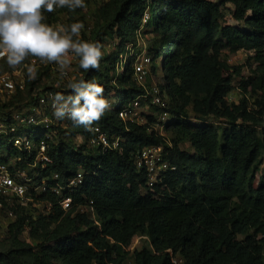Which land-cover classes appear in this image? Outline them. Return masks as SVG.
Instances as JSON below:
<instances>
[{
	"label": "trees",
	"instance_id": "16d2710c",
	"mask_svg": "<svg viewBox=\"0 0 264 264\" xmlns=\"http://www.w3.org/2000/svg\"><path fill=\"white\" fill-rule=\"evenodd\" d=\"M102 1L94 23L87 24V30L93 27L91 41L83 31L80 39L102 48L110 36L116 40L115 50L100 60L98 69L87 71L76 57L71 82L83 79L104 88L110 108L90 128L99 127L110 142L118 140V147L108 151L90 147V128L73 122L53 129L47 139L53 163L43 175L58 174L64 186L82 172L84 183L66 191L73 198L69 211L61 208L62 197L50 192L32 194L29 207L18 203L8 207L15 219L4 228L0 264H179V257L182 264H264V93L253 110L247 97L249 89L264 90V0ZM227 6L231 19L241 26L225 22ZM86 13L87 6L74 11L56 8L43 13V22L53 27L64 17L68 27ZM146 27L159 38L148 47L150 74L141 86L134 64ZM225 50L253 52L255 76L242 79L238 104L226 103L241 68L222 58ZM34 58L40 59L29 56L10 67L3 57L0 73ZM45 77H50L47 65L36 69L34 78L25 70L24 89L0 99V115L35 105L46 91L73 94L70 86L45 83ZM153 86L167 102L169 119L162 124L163 134L156 130L160 108L150 100L143 103L157 115H147V123L123 121L119 116ZM190 111L197 121L214 116L227 125L191 122ZM35 130L34 137L40 136L41 130ZM168 132L174 135L170 142ZM68 135L82 143L67 141ZM10 139L11 135H0V164L20 157L21 167L33 162L34 156L15 148ZM182 140L190 142L192 154L182 150ZM153 145L163 146V159L170 168L153 190L144 193L146 173L137 169L135 156ZM48 202L49 214L38 209L35 215L28 212L32 203ZM87 205L89 211L81 212L79 208ZM27 230L43 233V244L53 247L27 244L23 237ZM138 235L147 236L151 247L131 251Z\"/></svg>",
	"mask_w": 264,
	"mask_h": 264
},
{
	"label": "built area",
	"instance_id": "2783aa9c",
	"mask_svg": "<svg viewBox=\"0 0 264 264\" xmlns=\"http://www.w3.org/2000/svg\"><path fill=\"white\" fill-rule=\"evenodd\" d=\"M145 16L144 22L147 20ZM132 54H135L132 51ZM71 57V53L69 54ZM5 57L0 54V58ZM1 58V59H2ZM42 59L34 58L29 64H26L13 71L0 73V99L6 100L16 94L18 89L23 90L25 87V79L21 76L19 69L28 71L41 62ZM151 58L146 54H137V60L134 64V73L136 82L144 86L147 77L150 74ZM122 68V66H121ZM25 74V73H24ZM63 77H68L69 72L61 71ZM55 95L53 91H46L38 98L37 103L32 106L24 107L22 110H14L7 115H0V135H11V143L15 148L22 152H26L28 157L34 156L33 162H28L24 167L18 163L22 158L10 159L8 163L0 164V197L4 200L0 201V212L8 216L9 221L15 219L14 212L8 207L13 204H20L29 207V197L32 194L53 193L61 196L59 202L64 211H69L73 205V198L67 195L66 191H73L84 183L82 172H78L63 186L59 184L58 174L44 176L43 170L47 165L53 163V159L48 155L47 139L52 138L53 129L56 127H67L72 121L65 118L58 120L53 116V99ZM150 100V103L160 108V114L157 115L158 123L156 130L163 134V126L169 119L166 111V99L160 94L158 87L153 86L151 90H147L144 94L134 99L127 107L119 112V116L123 121H132L138 124L147 123V116H142V108H149L143 101ZM149 115V114H147ZM151 115V114H150ZM30 131H27L28 129ZM35 129H40L41 135H35ZM17 132H20L17 134ZM91 138L90 147H99L103 151L113 150L118 147V140L109 141L108 136L100 130L99 127L90 128ZM163 146L153 145L143 148L135 156V164L138 170H144L146 173V187L144 193L153 190L154 186L162 179V173L170 168V164L163 159ZM27 163V162H26ZM93 202H90L92 204ZM39 211L49 214L52 204L48 203H32ZM81 212L89 211L87 207H80Z\"/></svg>",
	"mask_w": 264,
	"mask_h": 264
},
{
	"label": "clouds",
	"instance_id": "9594fccd",
	"mask_svg": "<svg viewBox=\"0 0 264 264\" xmlns=\"http://www.w3.org/2000/svg\"><path fill=\"white\" fill-rule=\"evenodd\" d=\"M67 7L70 11L86 7L85 0H0V54L10 67L22 64L29 56L57 63L61 69L70 64L69 54L78 57L85 71L98 69L103 56L99 44L80 39L83 23L52 27L44 23V12ZM43 10V11H42ZM29 78L35 70L28 69ZM73 94L56 93L53 116L90 128L110 108L104 88L96 82L81 79L71 82Z\"/></svg>",
	"mask_w": 264,
	"mask_h": 264
},
{
	"label": "rangeland",
	"instance_id": "374dc122",
	"mask_svg": "<svg viewBox=\"0 0 264 264\" xmlns=\"http://www.w3.org/2000/svg\"><path fill=\"white\" fill-rule=\"evenodd\" d=\"M85 1H86V6H87V13L83 17L77 16V19L80 23H83V25H84V28L81 29V31L85 32L87 39H89L91 41L90 35H91L93 27L91 30H87V24L92 25L94 23L95 16H96L95 15L96 9L99 6V4H101L103 1L102 0H85ZM230 10H231V6H227L223 10V12L225 14V18H226L225 22L227 24L229 23V24L241 26V24L239 22H236V21L231 19ZM64 21H65V18L61 17V19L58 20V22H56L53 25V27L55 28L58 26H64ZM158 38H159V35L153 30V28L146 27L142 33V36L139 39V43H138L136 52L138 54H146L148 47L150 45H152L153 41L157 40ZM115 44H116V40H114L110 36L105 37V42L101 48V51L103 53V56L101 59H103L105 56L114 52ZM252 53L253 52H247L245 50H239L236 53H231L227 50L223 51L222 58L229 65L238 66L241 68V76L235 77V79L233 80V90L226 97V103L229 105L231 103L238 104V101L242 98V96H243V91L241 88L242 79L246 80L250 76H255V73H254L255 65H254V62L251 60ZM1 58H0V60H1ZM69 58H70L71 62L64 69H61L57 63L49 62L47 60H42L41 62H38V65L36 67H34L33 69L36 70L41 66L47 65L50 68V77L49 78H47V77L43 78L45 83L53 84L57 87L70 86L71 81L73 80V78L75 76L74 75L75 70H76L75 64L77 63V59H76V56L71 57L70 55H69ZM62 70H66L69 72V76L67 78H65L61 75ZM19 72H20L21 76L25 77V74H24L25 70L19 69L18 73ZM151 80L155 81L154 77L151 78ZM263 93H264V90L263 91L257 90L255 92H253L249 89V93L247 94V97L249 99V110H253L255 108H258L256 106L255 102L259 97H261V95ZM147 105L149 108L143 107L141 110L142 116L145 117V116H147V114H152V115L156 116L157 113L154 112V109H152V107H150V105L148 103H147ZM189 115H190L191 122L200 123V124H211V125H214L218 128H225L227 125L225 123L226 121L222 118H216V117L212 116V117L207 118L206 120L197 121L194 118V114L191 113V111H190ZM261 128H264V122H263ZM166 138H167V142H170V140L172 138H174L173 133L168 132L166 134ZM66 140L69 142H73L74 144H78V145H80V143H82L81 139H78V138L74 139V138L70 137V135H68L66 137ZM180 144H181V148L183 151H186V152L191 153V154L194 152V149L192 148L190 142L182 140L180 142ZM28 212L31 215H35L37 212V208H35L34 206H31L29 208ZM8 222H10L8 216H6V215H4V213L0 212V225L2 227V228H0V240H3L5 238V232H4L5 229L4 228L6 227ZM23 237H24L27 244L35 246L37 248H41L42 245L49 246V248L53 247V245L50 243L43 244L44 235L41 232H35V231L30 232L29 230H27V231H25ZM144 247H147V248L151 247L149 244V241H148V237L145 235L136 236L132 240V243L130 245L131 251L141 250ZM178 263L182 264V259L180 257L178 258ZM129 264H132V263H129Z\"/></svg>",
	"mask_w": 264,
	"mask_h": 264
}]
</instances>
